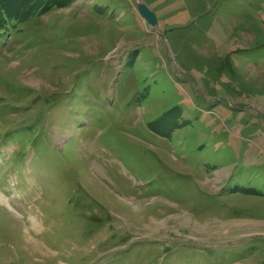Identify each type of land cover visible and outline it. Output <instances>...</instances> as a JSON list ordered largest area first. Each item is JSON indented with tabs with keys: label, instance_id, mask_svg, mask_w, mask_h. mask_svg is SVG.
<instances>
[{
	"label": "rangeland",
	"instance_id": "1",
	"mask_svg": "<svg viewBox=\"0 0 264 264\" xmlns=\"http://www.w3.org/2000/svg\"><path fill=\"white\" fill-rule=\"evenodd\" d=\"M136 1L0 19V264H264V0Z\"/></svg>",
	"mask_w": 264,
	"mask_h": 264
},
{
	"label": "trees",
	"instance_id": "2",
	"mask_svg": "<svg viewBox=\"0 0 264 264\" xmlns=\"http://www.w3.org/2000/svg\"><path fill=\"white\" fill-rule=\"evenodd\" d=\"M65 0H0V19L4 21L7 19L19 18L26 19L31 16L30 11L33 12L37 6L38 12H44L51 7H57L64 3ZM25 3H29V9L24 10Z\"/></svg>",
	"mask_w": 264,
	"mask_h": 264
},
{
	"label": "water",
	"instance_id": "3",
	"mask_svg": "<svg viewBox=\"0 0 264 264\" xmlns=\"http://www.w3.org/2000/svg\"><path fill=\"white\" fill-rule=\"evenodd\" d=\"M136 10L141 16L143 20L146 21L148 27H156L157 25V17L154 12H152L144 1L138 0L136 1ZM165 33V32H164Z\"/></svg>",
	"mask_w": 264,
	"mask_h": 264
}]
</instances>
